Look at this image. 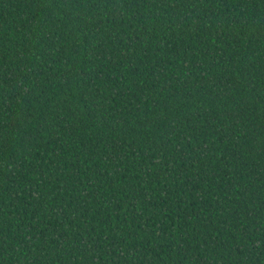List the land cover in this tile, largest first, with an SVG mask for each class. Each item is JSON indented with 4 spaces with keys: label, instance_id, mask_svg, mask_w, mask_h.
Segmentation results:
<instances>
[{
    "label": "trees",
    "instance_id": "obj_1",
    "mask_svg": "<svg viewBox=\"0 0 264 264\" xmlns=\"http://www.w3.org/2000/svg\"><path fill=\"white\" fill-rule=\"evenodd\" d=\"M0 264H264V0H0Z\"/></svg>",
    "mask_w": 264,
    "mask_h": 264
}]
</instances>
